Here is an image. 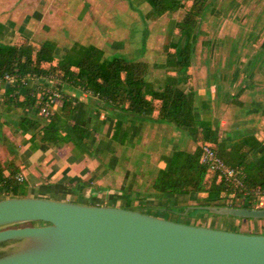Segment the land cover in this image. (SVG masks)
<instances>
[{
    "label": "crops",
    "instance_id": "1",
    "mask_svg": "<svg viewBox=\"0 0 264 264\" xmlns=\"http://www.w3.org/2000/svg\"><path fill=\"white\" fill-rule=\"evenodd\" d=\"M54 1L0 0V42L54 37V26L63 27L73 18L79 25L89 14L81 10L72 15L74 4L98 3L59 0L64 4L62 10ZM63 45L56 47L59 57L69 50ZM94 45L104 49L100 44ZM245 67L255 70L247 72ZM188 73L185 86L193 88L195 116L212 123L222 149H230L251 134L264 138V63L241 66L192 61ZM164 77L165 73L151 82L159 87ZM55 84L76 103L66 128L71 123L86 127L81 142L76 136L59 144L35 140L31 136L48 122L47 117L40 114L36 105L8 109L4 103L6 84L0 83V161L6 173L10 165L20 166L18 172L26 176L22 195L124 207L198 204L202 193L166 194L155 186L159 169L169 165L175 150L196 149L198 142L187 127L158 119V110L134 115L100 102L81 87L66 86L60 81ZM22 116L37 119L38 127L25 130ZM263 149L264 143L249 160L258 162ZM171 197L175 200L171 201Z\"/></svg>",
    "mask_w": 264,
    "mask_h": 264
},
{
    "label": "trees",
    "instance_id": "2",
    "mask_svg": "<svg viewBox=\"0 0 264 264\" xmlns=\"http://www.w3.org/2000/svg\"><path fill=\"white\" fill-rule=\"evenodd\" d=\"M148 2L152 5L151 14L156 16L185 6L182 0ZM206 8L207 0H192L184 18L177 22V38L166 44V59L159 64L166 68L159 87L146 79L148 64L144 60H133L122 54L107 57L104 50L94 44L83 46L86 54L81 57H70V51L59 57L57 44L50 39L37 41L26 37L17 42H0V73L17 72L26 81L33 75L58 79L68 86L91 90L98 94L100 102L134 115L158 110V119L187 127L198 142L192 152L175 150L169 165L159 169L155 181L159 191L166 194L202 193L193 211L208 210L205 207L208 205L259 207L258 192H264V149L259 153L258 162L249 160V157L263 145L264 138L251 134L230 149H222L212 123L195 116L194 91L191 86H185L190 77L188 68L193 61L197 27ZM26 81L20 78L14 83H5L4 103L8 109L36 105L39 92ZM75 104L65 93L62 111L49 115L48 122L31 137L59 144L76 136L81 142L86 127L71 123L66 128ZM21 121L25 130L37 128L39 124L37 119L28 116H22ZM204 143L216 147L225 161L240 171V183L202 162ZM19 170L20 166L10 165L6 173L0 161V197L22 195L25 184L16 177Z\"/></svg>",
    "mask_w": 264,
    "mask_h": 264
},
{
    "label": "water",
    "instance_id": "3",
    "mask_svg": "<svg viewBox=\"0 0 264 264\" xmlns=\"http://www.w3.org/2000/svg\"><path fill=\"white\" fill-rule=\"evenodd\" d=\"M205 207L264 218V207ZM0 264H264V233L179 222L124 206L8 195L0 197Z\"/></svg>",
    "mask_w": 264,
    "mask_h": 264
},
{
    "label": "rangeland",
    "instance_id": "4",
    "mask_svg": "<svg viewBox=\"0 0 264 264\" xmlns=\"http://www.w3.org/2000/svg\"><path fill=\"white\" fill-rule=\"evenodd\" d=\"M96 1L98 3L74 4L71 8L72 15L83 10L88 11L87 17L81 20L79 25L73 18L65 22L63 27L54 26L52 30L54 37H45L39 41L53 40L58 44L57 48L59 45L63 48L65 43L72 58L83 56L86 54L83 46L95 43L104 48L107 57L122 54L133 60H144L148 64L146 75L148 81H153L166 73V68L159 66L166 59L165 46L177 38L179 30L176 24L184 18L192 0H182L185 6L157 16L151 14L152 5L148 0ZM54 4L60 9L64 6L59 0H55ZM56 54L60 56L59 51H56ZM139 56L145 57L138 58ZM193 61L229 65L241 63V66H250L253 62L264 63V0H207V8L200 17L196 31ZM245 68L247 72L255 70V67ZM171 199L175 200L174 197ZM258 199L259 207H264V193H261ZM126 206L179 222L211 224L222 229L246 233L264 232V218L244 219L208 210H191L185 213L184 210L189 205L182 208L173 202L169 206L165 204L156 207L133 204ZM233 219L236 221L233 222Z\"/></svg>",
    "mask_w": 264,
    "mask_h": 264
},
{
    "label": "built area",
    "instance_id": "5",
    "mask_svg": "<svg viewBox=\"0 0 264 264\" xmlns=\"http://www.w3.org/2000/svg\"><path fill=\"white\" fill-rule=\"evenodd\" d=\"M20 78H22L23 81H26L25 78L21 77L17 72L0 73V83H14ZM56 81L58 80L37 75L31 76V78L26 81L28 86L38 90L40 97L37 100L36 106L39 108L40 114L45 117H48L57 111L58 108L63 105L65 99L64 90L55 84ZM86 92L89 95L98 97V94L91 90ZM201 151V158L204 164L220 171L228 179H234L237 183L241 182V179L238 176L240 171L236 167L228 164L216 147L204 143L201 147ZM16 177L20 182L26 180V176L23 172H19ZM261 193L264 192L259 191L258 196Z\"/></svg>",
    "mask_w": 264,
    "mask_h": 264
}]
</instances>
